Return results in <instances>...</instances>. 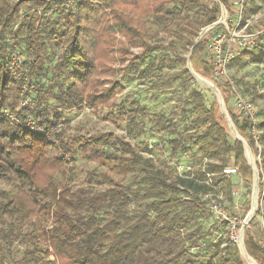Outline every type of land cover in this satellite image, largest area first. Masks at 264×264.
Returning a JSON list of instances; mask_svg holds the SVG:
<instances>
[{
	"label": "trees",
	"instance_id": "1",
	"mask_svg": "<svg viewBox=\"0 0 264 264\" xmlns=\"http://www.w3.org/2000/svg\"><path fill=\"white\" fill-rule=\"evenodd\" d=\"M140 1L145 3L82 0L66 11L61 0H0V264L6 260L16 264H245L238 242L228 234L227 221L217 225L214 219L210 224L203 220L221 182L231 189V175L249 186L253 180L245 147L229 133L210 90L197 83L190 89L187 102L195 116L184 122L182 130L176 111L148 113L145 105L126 96L107 113L124 124L125 136L112 131L86 134L69 125L73 110L95 107L134 79L150 80V86L160 90L184 82L183 75L196 82L186 66L175 69L173 43L156 44L142 22L138 29L125 18V7L134 15ZM146 1L140 6L144 12L148 8L146 19L153 32L171 29L174 38L182 39L191 51L193 69L209 78L208 43L224 26L217 24L196 39L201 29L220 18L219 3L234 16V1ZM257 7V0H244L243 18ZM103 9L111 12L114 29L124 37L117 40L121 64L112 70L119 79L102 91L87 90V81L96 74L87 26L95 25L93 20ZM130 46L140 50L134 52ZM14 53L23 56L17 69L9 65ZM250 64L261 74L262 91H256V80L251 85L253 95L264 102V31L251 50H242L230 60L229 72ZM242 78L232 77L246 97L252 90L249 83L244 82V88L239 85ZM219 87L235 130L259 156L255 166L261 203L255 214L260 219L252 216L243 227V245L257 264H264V107L257 109L259 122L254 124L232 110L229 85ZM209 93L212 100L206 97ZM181 113L187 120L184 110ZM147 132L143 150L150 153L152 143L159 148L156 139L161 137L167 148L164 160L172 170L144 157L126 138L144 137ZM186 153H196L198 160L188 165L190 170L183 165L174 173L173 165ZM77 157L98 164L84 170L79 181ZM230 161L238 171L225 175L223 168ZM129 173H138V180L124 183L122 177Z\"/></svg>",
	"mask_w": 264,
	"mask_h": 264
},
{
	"label": "rangeland",
	"instance_id": "2",
	"mask_svg": "<svg viewBox=\"0 0 264 264\" xmlns=\"http://www.w3.org/2000/svg\"><path fill=\"white\" fill-rule=\"evenodd\" d=\"M80 1L82 0H78V2ZM146 2L147 1L145 0V3L144 1H140V3H137V5L139 6L137 7V10L134 9L133 11L136 14L132 12V14L134 15H129L130 7H125L124 11L127 13V17L125 18H127L128 22L130 21L131 24L135 25L138 29L140 23L142 22L143 23V25L141 23L142 29L144 30V32H148L152 34L150 35L151 36L150 40L156 41V44L158 43V44H162L163 46L169 47V45L173 43V48L172 49L170 48V50H172L173 55L175 54V56L177 57L176 60L178 61V64L175 67L176 70L181 69L183 66H186L187 69L189 67L192 71L198 74L193 69L190 62L191 51H189L184 46L185 44L182 39L174 38L171 29L168 30L161 29L160 31L155 30V32H153L152 25L146 19L147 15L145 12L147 11L148 8H145V12H144V10H142V6H140V5H147ZM207 2L209 4L211 3V1H207ZM257 5L258 7L256 9V12H254L257 14V17L254 18L255 21L253 22L254 23L253 27L257 29H262L264 28V0H257ZM62 8H67V7L62 6ZM139 12L141 13V15H139ZM148 16H152V15L149 14ZM220 19H222L221 16L217 21H219ZM93 22L95 24L93 27L91 25H88L87 27L89 26L91 27L88 30L90 32L89 37H91V40L88 42V44L92 46L91 54L95 62L96 74L92 75L90 79L87 81L89 85L87 84L86 88L87 90H89L90 87L91 88L93 87L97 91H102L103 89L108 87L112 81L119 79L117 72L113 73L112 70L114 69V67H118L121 64L119 56L116 53L117 43H118L117 40H121V39L123 40L124 37H122L121 35L119 36L118 35L119 32L114 29L112 25L113 22L112 14L107 9L101 10L99 12V16H97V18H95ZM86 24H91V21L87 22ZM208 27H210V25L201 29L200 32L204 31V29H207ZM212 28H209L207 31H209ZM145 37L147 38V35H145ZM130 49L134 52L140 50L139 47H133V46H130ZM207 52H208V47H207ZM22 58L23 56L20 59ZM209 58L210 57L208 55V62L209 64H211ZM9 65L10 67L12 66L11 68L15 67L12 59L10 60ZM20 67L21 65L17 68ZM230 75L235 79H240V77L241 78L243 77L242 78L243 82H240V84L238 83L239 85L242 86V88H244L245 85L244 82L249 83L250 85L248 86L251 88L252 87L251 85L254 84L256 80H259V83L255 85V89L256 91H259V93L262 91L261 88H259L261 86V80H260L261 74L260 71L256 68V66L250 64L244 69H235V68L230 69ZM183 76L185 77L184 82H174L171 86L165 87V89L163 90L156 89L150 86V80L146 82H141L137 79H134L130 83H126V85L124 86L121 92L116 93L115 96L112 98L105 99L103 100V102H99L95 107L83 106L81 110L78 111L76 109L73 110L70 114L69 125L72 129L79 130L86 134H93L95 132H103V131H112L115 134L125 136L126 134H125L124 124L112 117H109L107 113L111 110L114 111L115 105L118 104L124 96H126L127 99L129 100H138L141 104L145 105L148 113L168 114L172 111H176L177 112L176 118L179 121V128L180 130H182L184 122H189L195 116V113L192 110V105L188 104L187 102L189 91L190 89H192V87H196V83L200 85L196 77H195L196 82H194L191 79L186 78V75ZM205 79L208 80L210 83H212V85L215 87L216 93L218 91V94H220L222 98L221 88L219 87V84L222 85L224 84L222 80L215 79L212 76L211 72L209 74V78H205ZM251 90L252 91H250L249 95H247L246 97L251 98L252 103L256 110L263 108L264 102L258 96L253 95L254 93L253 88H251ZM210 91L216 97V101L218 104V97L215 91L213 90ZM255 93L258 95L257 92ZM206 97L209 100H212L210 93L206 94ZM222 101L224 104L223 98ZM230 105H232V110L235 113H241V111L234 105V99L232 97H230ZM182 110H184V112L186 113L187 120L184 119V117L182 116L181 113ZM220 112L224 115L222 110ZM227 114L226 117L228 118ZM229 122L232 123L231 120H229ZM258 122H259V117H258ZM226 123L228 126L227 120ZM149 127H150V122H147L146 129H148ZM253 130L254 133L256 134L259 133L257 127H254ZM229 133L231 134L230 129H229ZM148 135H150L149 132H147L144 137L131 138L126 136V138L135 145L136 149L139 152H141V154L144 155V157L152 159L153 162L159 167L165 168L167 170L169 169L172 170V165L166 162V160H164L165 157L164 152L167 150V148L164 145V141L161 137H159L158 139L154 137L157 141H160L159 144L158 143L156 144L159 145V148H156L155 144L152 143L151 148L153 150L150 153L143 150L144 149L143 140L145 138H148L147 137ZM250 156L254 164L256 161L259 160V156L256 155L255 153H252L251 150H250ZM245 157L248 161L249 156L248 154L246 156V150H245ZM179 159H180V163L173 165L174 173L175 171L179 172L183 165H186L188 167L187 169L190 170L191 168L188 165H190L191 162L196 161V159L198 160V156L196 153L195 154L186 153L181 155ZM203 162H206V159H203ZM75 163H76L75 165H76V173H77L76 179L78 181L82 179L84 170L91 169L94 166L98 165L97 162L94 160L85 161L80 157H77ZM228 167H235L232 164V161L229 162ZM207 176H210V174ZM230 177L232 178L231 182L233 183L232 188L231 189L228 188L227 184H224V182H221L220 185H218L219 188L216 189L217 192H215L214 195H211V200L208 204V208L206 211L207 214L205 215V219L203 220L206 221L208 224H210L213 221V219L216 220L215 214L211 209V203H215L217 207L220 208L222 211H224L227 214V217H229V222H227V227H226L229 236L237 239V241L240 242L242 238L243 227L245 225H248L252 216H254L256 219H260V217L256 216L255 214L259 204L261 203V197L259 195V190H258L259 177H257L256 180L257 187H254L253 180L249 186L247 185L249 183H247L243 178H240L239 176L231 175ZM116 178L120 179V177H116ZM138 178H139L138 173L136 174L129 173L126 176L122 177V181L126 184H129L137 181ZM229 189L231 190V192H229ZM255 189H256V202H255L254 212L252 216H250L249 220H246L247 215H249V212L251 211L253 206L252 204H253ZM204 198L207 199L208 197H204ZM247 206H249V209L248 211H245ZM238 224H240V227H238L237 229L238 231H236V225ZM217 225H219L218 221H217ZM222 231H221V237H224L225 232ZM18 249L19 250H17L16 255L20 256L21 248L18 246ZM244 260H245V264H249L245 258ZM5 264H16V263L12 262L11 260H6ZM26 264H30V263H26Z\"/></svg>",
	"mask_w": 264,
	"mask_h": 264
},
{
	"label": "built area",
	"instance_id": "3",
	"mask_svg": "<svg viewBox=\"0 0 264 264\" xmlns=\"http://www.w3.org/2000/svg\"><path fill=\"white\" fill-rule=\"evenodd\" d=\"M77 1L78 0H61V5L67 7L63 9L68 11L75 7ZM233 1L237 7V13L234 16H229L228 13L226 14L227 10L225 9L224 5L222 3H219L221 7L222 19H220L217 24L223 25L224 29L219 31L218 33H215L211 37L208 44V55L210 57L209 60L211 63V73L215 79L222 80L223 83L229 85L232 93V98L234 99V105L244 115L250 117L255 124L258 122V117L256 115L257 110L255 109L253 103L236 89L234 81L230 75L228 65L230 60L233 57L238 56L242 50H251L254 47L257 36L264 31V28L254 30L253 22L255 21L254 18L257 17V14L251 13L248 17L243 18L242 7L244 4V0ZM20 58L21 54L19 53H14L10 57V60L12 59L15 65V67L13 68H17L20 66ZM252 133L255 138L258 137L259 133H254V130H252ZM223 173L225 175L236 174L237 168L224 167ZM211 209L214 212L215 218L219 223L222 221L229 222V217H227V214L220 208H218L215 203H211ZM262 225H264V223H262Z\"/></svg>",
	"mask_w": 264,
	"mask_h": 264
},
{
	"label": "water",
	"instance_id": "4",
	"mask_svg": "<svg viewBox=\"0 0 264 264\" xmlns=\"http://www.w3.org/2000/svg\"><path fill=\"white\" fill-rule=\"evenodd\" d=\"M218 23V21L217 22H215V23H213L212 25H210V27H208L207 29H204V31H202V32H200V34H199V36H198V38L196 39V42H198L199 41V39L201 38V36L209 29V28H211L212 26H214L215 24H217ZM188 70H189V72L192 74V76L195 78V72L194 71H192L189 67H188ZM201 85V84H200ZM203 86V85H202ZM203 87H205V86H203ZM205 88H207V89H210V88H208V87H205ZM211 90V89H210ZM213 91H215V90H213ZM215 93H216V91H215ZM216 95H217V97H218V105H219V110L221 109L222 111H223V113H224V117H225V119L227 120V122H228V126H229V129H230V131H231V134L233 135V137L234 138H236V139H238V140H240L242 143H243V145H244V147H245V150H246V156H247V154H248V156H249V159H248V162H249V165L252 167V169H253V183H254V187H257V182H256V180H257V177H258V171H257V168H256V166H254L255 164L252 162V158H251V156H250V148L247 146V143H246V141L237 133V135H235L232 131V127L234 128V126H233V124L232 123H230L229 122V120H230V118H229V116H228V118L226 117V114H227V112H226V107L224 106V104H223V101H222V98H221V96H220V94H218V91H217V93H216ZM220 110V111H221ZM228 115V114H227ZM234 130H235V128H234ZM236 131V130H235ZM237 132V131H236ZM255 167V168H254ZM253 205V204H252ZM252 212H254V208L252 207ZM252 213H250L249 215H247V219L246 220H249V218H250V216H252L251 215ZM243 227V226H242ZM238 246H239V249H240V252H241V254L243 255V257L246 259V256L245 255H247L248 257H250L247 253H246V251H245V248H244V245H243V233H242V238H241V240H240V242H238ZM251 258V257H250ZM254 262H255V260L253 259V258H251ZM246 261H247V259H246ZM255 264H257L256 262H255Z\"/></svg>",
	"mask_w": 264,
	"mask_h": 264
},
{
	"label": "bare ground",
	"instance_id": "5",
	"mask_svg": "<svg viewBox=\"0 0 264 264\" xmlns=\"http://www.w3.org/2000/svg\"><path fill=\"white\" fill-rule=\"evenodd\" d=\"M195 74V77H196V79H197V81L201 84V85H203V86H205V87H208V88H210L211 90H215V87L212 85V83H210L208 80H206L204 77H202L201 75H199V74H196V73H194ZM232 132L235 134V135H237V132L234 130V128L232 127ZM255 202H256V189H255V193H254V197H253V208H255ZM250 213H252L253 214V212H252V209H251V211L249 212V214ZM251 214V215H252ZM246 256V259H247V261H248V263L249 264H255V262L250 258V257H248L247 255H245Z\"/></svg>",
	"mask_w": 264,
	"mask_h": 264
}]
</instances>
